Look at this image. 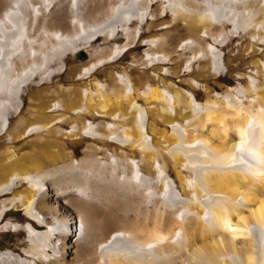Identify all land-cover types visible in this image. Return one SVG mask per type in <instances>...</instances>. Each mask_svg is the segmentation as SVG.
I'll use <instances>...</instances> for the list:
<instances>
[{"label": "bare ground", "instance_id": "1", "mask_svg": "<svg viewBox=\"0 0 264 264\" xmlns=\"http://www.w3.org/2000/svg\"><path fill=\"white\" fill-rule=\"evenodd\" d=\"M8 232L0 264H264V0H0Z\"/></svg>", "mask_w": 264, "mask_h": 264}, {"label": "rangeland", "instance_id": "2", "mask_svg": "<svg viewBox=\"0 0 264 264\" xmlns=\"http://www.w3.org/2000/svg\"><path fill=\"white\" fill-rule=\"evenodd\" d=\"M67 63H69V64L72 63V64H75V65L80 64L78 62V60L76 59V57L74 58V56H73L72 59L68 60ZM53 81L54 82L58 81V83H60V84H66L64 82V77L61 76V75L55 76ZM217 81H218V83L216 85L212 86V87H214V88L216 87L215 89L218 90V91L219 90L220 91L225 90V86L231 87V86L235 85L233 79L231 77H229V76H221V77L218 78ZM195 96H196L197 100L204 101V95H203V93L201 91L197 90L195 92ZM68 148L70 150L71 149L75 150L74 157L76 159L81 158L82 147L80 145H75L74 147H73V145H68ZM7 215L13 216L15 219L23 218L22 212H20V211L15 212V213H13L12 211L11 212L9 211L7 213ZM35 227L38 228V229L42 228L41 226H38V225L35 226ZM23 237H24L23 235L20 236V238H23ZM17 238H18V236L15 233H13V232H8V233H4V234L0 233V249L1 250H6L8 248H12L14 246Z\"/></svg>", "mask_w": 264, "mask_h": 264}, {"label": "water", "instance_id": "3", "mask_svg": "<svg viewBox=\"0 0 264 264\" xmlns=\"http://www.w3.org/2000/svg\"><path fill=\"white\" fill-rule=\"evenodd\" d=\"M82 58H84V54H82V53H78V54L76 55V59H77V60H80V59H82Z\"/></svg>", "mask_w": 264, "mask_h": 264}]
</instances>
